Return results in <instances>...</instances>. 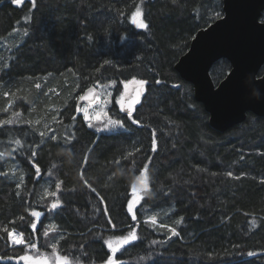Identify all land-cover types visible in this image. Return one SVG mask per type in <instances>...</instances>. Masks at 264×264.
<instances>
[{
  "label": "trees",
  "instance_id": "16d2710c",
  "mask_svg": "<svg viewBox=\"0 0 264 264\" xmlns=\"http://www.w3.org/2000/svg\"><path fill=\"white\" fill-rule=\"evenodd\" d=\"M217 12L222 0H0V264H22L34 240L68 264H102L106 239L132 229L119 264H264V116L212 129L173 68ZM229 70L217 60L214 84ZM133 80L128 116L115 99ZM96 85H111L106 111L124 128L80 115L77 95ZM10 232L26 245L10 247Z\"/></svg>",
  "mask_w": 264,
  "mask_h": 264
},
{
  "label": "water",
  "instance_id": "95a60500",
  "mask_svg": "<svg viewBox=\"0 0 264 264\" xmlns=\"http://www.w3.org/2000/svg\"><path fill=\"white\" fill-rule=\"evenodd\" d=\"M263 10L264 0H222V15L195 33L173 66L180 78L192 85L195 101L202 104L209 126L218 132L241 123L247 113L264 116V72L259 74L264 65ZM219 59H225L230 70L214 84L210 69ZM142 88V84L133 86L123 99V114L129 108L133 113ZM89 91L93 99L84 101L86 121L98 95L93 86ZM82 103L79 101L78 107Z\"/></svg>",
  "mask_w": 264,
  "mask_h": 264
},
{
  "label": "rangeland",
  "instance_id": "374dc122",
  "mask_svg": "<svg viewBox=\"0 0 264 264\" xmlns=\"http://www.w3.org/2000/svg\"><path fill=\"white\" fill-rule=\"evenodd\" d=\"M131 21L136 26L139 27V24L142 21V16L139 11V15H137V11L134 12L131 15ZM136 21L135 23L133 21ZM138 81H130L128 83H123L121 87V92L119 96L115 99L117 105L119 108H121L123 99L129 95V93L132 90V87L139 84ZM96 89L98 90L97 95V102H95L88 111V124L93 129H95L98 132L101 131H112L119 129V123L117 120L112 119L107 114V107L111 100V94H112V88L111 85L106 86H99L96 85ZM93 99V92L89 91L81 95H77L76 100L83 101V103L79 107V112L82 117L85 116L87 105L85 100H92ZM113 121H116L118 123L114 124ZM47 123V122H46ZM148 191V178L146 173V167L143 168L140 173L135 177L133 183L130 186V198L127 203L126 209L128 213L134 217V209L138 206V204L141 202L142 198L146 195ZM133 193V195H132ZM129 205H131V211H129ZM35 214V213H33ZM37 220L34 221V226L36 225ZM33 226V227H34ZM135 229H132L129 231L125 236L123 237H115V238H108L106 239L105 245L106 248L109 251V257L107 260L102 264H107V261L109 259L114 260L115 264H119L120 262L116 261L115 254L126 244L133 242L136 239ZM17 237L13 240L11 237ZM135 237V239H133ZM8 243L10 247H16L21 245H26L24 243L23 238L20 234L16 232H10L8 234ZM16 240L19 241V243L16 242ZM35 245V240L33 242ZM31 244V245H33ZM28 248V251L25 255H28L30 257L29 260H23L22 257H20L18 260L22 264H33V261H40L42 264H68V260L65 257L60 256L59 254H56L55 252H38L35 247H31L30 245H26ZM112 249H115L116 251L113 252Z\"/></svg>",
  "mask_w": 264,
  "mask_h": 264
},
{
  "label": "snow or ice",
  "instance_id": "6c2138e0",
  "mask_svg": "<svg viewBox=\"0 0 264 264\" xmlns=\"http://www.w3.org/2000/svg\"><path fill=\"white\" fill-rule=\"evenodd\" d=\"M174 2H175V0H174ZM137 15H139V10L137 11ZM216 16H217V17L220 16V13L217 12V13H216ZM133 22L135 23L136 21L134 20ZM139 27H141V28H147L148 25H147L146 23L141 22V23L139 24ZM105 63H108V61H105ZM141 83H143V82H141ZM129 113H131V114H129ZM126 115H128V116H131V115H132L131 108H129V110L127 111ZM135 122H136V120L133 119V123H135ZM113 123L116 124V123H118V122L113 121ZM119 127H120V128H124V124H123V123H119ZM41 135H44V133H41ZM49 138H51V137H49ZM15 143H16L17 145H20V141H19V140H16ZM13 151H15V150H13ZM53 167H54V166H53ZM58 187H59V185H58ZM58 187H57V188H58ZM132 195H133V193H132ZM131 210H132V209H131V205H129V211H131ZM33 213H35V214H33ZM33 213H32V215H33L34 217H39V216L41 215V213H39V212H33ZM34 227H35V226H34ZM29 239H30V237H29ZM133 239H135V237H133ZM16 242L19 243V241H16ZM30 246H31V247H35L34 244H33V245H30ZM112 251L115 252L116 250H115V249H112ZM249 255H252V253H249ZM22 259H23V260H29L30 257H29L28 255H25V256L22 257ZM33 264H42V262H40V261H33ZM45 264H46V262H45ZM107 264H115V261L109 259V260L107 261Z\"/></svg>",
  "mask_w": 264,
  "mask_h": 264
},
{
  "label": "bare ground",
  "instance_id": "6f19581e",
  "mask_svg": "<svg viewBox=\"0 0 264 264\" xmlns=\"http://www.w3.org/2000/svg\"><path fill=\"white\" fill-rule=\"evenodd\" d=\"M96 88V87H95ZM14 238H16L17 239V237H14ZM14 238H12L13 240H15ZM16 241H18V240H16Z\"/></svg>",
  "mask_w": 264,
  "mask_h": 264
}]
</instances>
